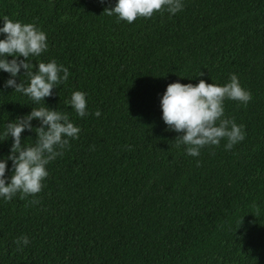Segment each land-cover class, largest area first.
<instances>
[{
	"label": "trees",
	"instance_id": "trees-1",
	"mask_svg": "<svg viewBox=\"0 0 264 264\" xmlns=\"http://www.w3.org/2000/svg\"><path fill=\"white\" fill-rule=\"evenodd\" d=\"M115 3L0 0V27L7 15L46 33L48 50L30 56L33 65L54 59L70 73L36 104L5 88L10 75L0 70V133L46 106L80 128L46 165L40 193L0 197V264H264V0H182L175 15L131 24L103 13ZM22 74L16 82L27 86ZM231 74L252 95L246 106L224 102L245 139L188 156L162 120L167 85L222 86ZM74 91L86 94L85 117L68 104ZM2 139L5 160L13 141ZM21 140L32 145L36 134ZM12 174L7 160L6 184ZM21 236L30 243L17 251Z\"/></svg>",
	"mask_w": 264,
	"mask_h": 264
},
{
	"label": "clouds",
	"instance_id": "clouds-1",
	"mask_svg": "<svg viewBox=\"0 0 264 264\" xmlns=\"http://www.w3.org/2000/svg\"><path fill=\"white\" fill-rule=\"evenodd\" d=\"M182 8V0H116L115 6L105 8L103 13L108 16L115 14L119 20L131 24L138 18H151L157 12L163 14L166 11L175 15ZM2 20L0 33L4 34V39H0V70L10 75L4 87L13 88L14 92L29 97L36 104L44 103V98L52 96L57 85L68 80V69L54 59L33 65L29 57L39 56L48 50L46 33L35 23L14 22L7 15ZM7 57L12 59L8 60ZM22 69L27 86L21 79L20 83L16 82ZM203 75L199 73V76ZM251 99L250 91L241 86L235 74H231L229 82L222 86L206 83L203 79L195 85L173 82L167 85L160 99L162 120L168 130L180 134L175 138L176 147L184 145L188 156L198 157L202 148L219 146L221 140L227 141L225 150H231L245 139L246 133L243 125H237L234 119L225 117L224 102L232 100L246 106ZM68 104L80 117L89 114L84 92L74 91ZM93 115L99 117L101 113L97 110ZM33 120H38L40 126L33 128ZM25 130L35 132L34 144L23 145L21 134ZM79 133L80 128L74 126L68 114L47 106L32 107L29 114L6 123L0 135L3 136L2 140L10 136L13 142L7 158L0 160V197L10 201L19 193L23 200L40 193L44 187L43 181L49 175L46 165L62 156L64 150L70 147V140L78 139ZM128 147L131 150V146ZM7 160L12 162L13 174L6 184ZM28 203L34 205L40 201L31 199ZM253 208L258 217L259 207L253 205ZM241 224L242 219L238 227ZM14 243L17 251H22L30 241L26 236H21Z\"/></svg>",
	"mask_w": 264,
	"mask_h": 264
}]
</instances>
